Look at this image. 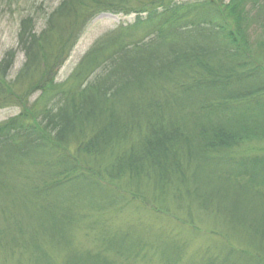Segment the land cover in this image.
Listing matches in <instances>:
<instances>
[{
	"label": "trees",
	"instance_id": "16d2710c",
	"mask_svg": "<svg viewBox=\"0 0 264 264\" xmlns=\"http://www.w3.org/2000/svg\"><path fill=\"white\" fill-rule=\"evenodd\" d=\"M245 1L260 11L256 23L264 26V0ZM237 6L229 17L228 10L210 0H62L46 15L40 32L30 26L31 17L24 19L19 46L25 61L14 79L8 77L18 50L10 49L0 61V109L22 101L24 88L42 93L30 110L0 123V192L7 187L1 179L5 168L19 174L28 162L38 174L31 184L38 196L70 184L76 192L112 195L102 210L111 209L126 192L168 212L187 213V206L177 204L181 197L169 196L185 195L191 204L188 194L197 193L191 181L198 171L204 173V166L194 167L196 162H225L220 175L229 176L237 165L222 156L235 145L224 127L200 129L213 142L203 148L184 132L183 113L235 108L243 111L241 121L264 103V60L255 59L242 41L241 27L251 12L246 4ZM104 12L137 17L96 40L71 75L72 87H58L54 75L90 22ZM88 157L100 167L87 169ZM243 170L252 176L244 188L264 194L259 190L264 157L244 161ZM187 221L193 223L190 217ZM261 228L263 240L249 241L257 245L252 256L257 264H264V224ZM120 242L136 244L134 260L144 249L138 239Z\"/></svg>",
	"mask_w": 264,
	"mask_h": 264
},
{
	"label": "rangeland",
	"instance_id": "374dc122",
	"mask_svg": "<svg viewBox=\"0 0 264 264\" xmlns=\"http://www.w3.org/2000/svg\"><path fill=\"white\" fill-rule=\"evenodd\" d=\"M210 1L228 10L229 17L235 13L236 4V9L246 4L245 8L251 13L241 27L242 41L252 50L255 59L264 60V26L256 23L262 16L260 11L251 9L245 0ZM61 2L0 0V61L10 49L18 50L9 80L15 78L25 61L19 46L23 20L31 17L30 26L40 32L46 27V15ZM136 17L135 14L112 12L95 17L54 75L55 84L62 88L72 87L71 75L96 40L120 25L133 24ZM23 92L25 97L18 104L0 109V123L24 109L30 110L42 90L24 88ZM37 109L40 108L34 110ZM242 113L235 108L208 112L188 109L180 118L184 132L203 148L213 145L210 136L207 138L199 133L204 127H224L235 139V145L222 154L232 160L233 166L237 165L233 176L220 175L219 170L226 169L225 162L198 161L194 167L204 166V173L198 171L196 179L191 181V189L197 192L188 194L191 204L185 195L171 193L169 196L170 200L182 198L177 204L187 206V213L195 224L187 221L186 209L173 208L171 213L154 202H142L126 192L125 201L121 203L124 196L120 195V203L115 201L109 210L101 207L114 198L112 195L101 191L76 192L70 184L38 196L31 189L38 176L33 164L26 162L19 174L7 172L5 168L1 179L7 187L0 192V264H109L108 261L111 264H257L252 257L257 254L254 252L257 245L249 241L263 237L264 194L244 188V181L251 182L252 176L243 170V162L264 157V103L250 117L239 121ZM88 159L84 158L87 169L100 167L98 160ZM12 184L14 190L9 192ZM259 190L264 193V186ZM69 218H73L72 224L67 223ZM125 239L144 243L136 260L133 257L138 247L135 243L120 242ZM232 249L237 251L231 252ZM172 252L174 256L167 259ZM218 252L226 254L225 257L215 256ZM212 255L219 262L214 263ZM83 257L85 261L81 263Z\"/></svg>",
	"mask_w": 264,
	"mask_h": 264
}]
</instances>
